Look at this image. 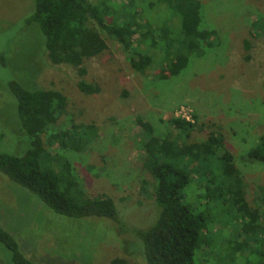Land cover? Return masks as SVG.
Segmentation results:
<instances>
[{
    "label": "rangeland",
    "instance_id": "rangeland-1",
    "mask_svg": "<svg viewBox=\"0 0 264 264\" xmlns=\"http://www.w3.org/2000/svg\"><path fill=\"white\" fill-rule=\"evenodd\" d=\"M115 2L119 28L135 25L131 53L152 57L143 74L134 71L113 39L107 51L85 60L84 76L72 65H52L39 27L25 22L34 0H0V153L21 156L30 144L9 82L63 93L67 110L45 133L47 150L72 164L89 196L112 198L119 222L57 215L0 173V226L36 264H110L116 258L147 264L137 233L155 226L162 208L154 196L157 183L144 166L141 117L157 137L180 144L221 137L250 210L260 212V222L249 230L230 196L232 186L238 187L236 176H224L218 152L205 160H182L193 172L183 202L203 217L195 264H264V165L249 158L264 136V0L193 1L202 20L196 30L212 34L195 41L198 48L186 69L167 80L160 74L177 55L189 54L181 47L192 41L183 36L190 6L184 10L183 0ZM81 81L98 85L99 93H82ZM182 105L190 106L197 119L189 131L170 123ZM61 133H70L84 148L64 147L55 140ZM0 264H11L1 245Z\"/></svg>",
    "mask_w": 264,
    "mask_h": 264
},
{
    "label": "trees",
    "instance_id": "trees-1",
    "mask_svg": "<svg viewBox=\"0 0 264 264\" xmlns=\"http://www.w3.org/2000/svg\"><path fill=\"white\" fill-rule=\"evenodd\" d=\"M193 1L183 0L182 4L184 10L190 6L183 19V36L185 40L192 41H187V45L181 47L187 49L189 54L177 55L171 67L160 74L161 79L178 76L185 70L190 56L198 48L195 41H205L212 34L196 30L202 20L198 13L199 3L193 6ZM34 3V11L25 22L39 27L52 65H72L84 76L82 66L85 60L107 51L108 39L116 40L122 46L134 71L143 74L152 64V57L131 53L130 40L135 36V25L129 22L119 28L118 9L115 8L118 4L115 0H34ZM189 25L193 30L189 29ZM78 86L86 95L98 94L100 91L98 85L84 81ZM8 88L16 99L22 131L30 144L21 156L0 153V173L32 192L57 215L73 219L106 218L119 222L114 200L106 195L89 196L82 189L83 183L75 176L72 164L62 157L51 156L47 150L43 137L66 113L67 97L56 90L28 89L17 81L9 82ZM170 123L182 131L195 127L175 117ZM137 124L145 138L141 141L146 155L144 166L157 183L154 196L162 208L156 225L137 233L147 264H195L194 258L204 225L203 217L194 214L183 202V192L193 172L188 168L189 164L182 160L196 162L215 156L218 152V158L225 164L224 176H236L238 187L235 189L232 186L230 196L234 198L238 212L243 213L245 220L249 221V230L252 229L251 225H257L261 218L260 212L257 209L250 210L240 188L242 180L233 163L234 158L224 151L221 137H210L205 143L180 144L178 140L172 141V138L157 137L152 125L141 117L137 119ZM86 130L91 133L94 131L93 127H87ZM60 135L54 139H59L64 147L71 143L78 151L84 148L76 138L72 139L74 137L70 133ZM249 158L264 165V136L260 144L250 151ZM61 184L64 185L63 189ZM261 230L264 232V224ZM0 245L7 250L11 264H36L25 256L18 241L1 226ZM110 264L134 263L116 258Z\"/></svg>",
    "mask_w": 264,
    "mask_h": 264
},
{
    "label": "built area",
    "instance_id": "built-area-1",
    "mask_svg": "<svg viewBox=\"0 0 264 264\" xmlns=\"http://www.w3.org/2000/svg\"><path fill=\"white\" fill-rule=\"evenodd\" d=\"M174 117L176 119L183 120L192 125L196 124V119L194 116L193 109L188 105H182L178 110H176Z\"/></svg>",
    "mask_w": 264,
    "mask_h": 264
}]
</instances>
